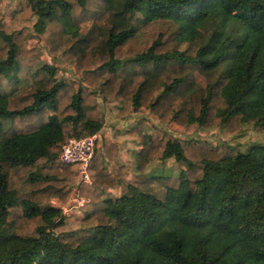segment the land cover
<instances>
[{"label":"trees","instance_id":"16d2710c","mask_svg":"<svg viewBox=\"0 0 264 264\" xmlns=\"http://www.w3.org/2000/svg\"><path fill=\"white\" fill-rule=\"evenodd\" d=\"M105 1L25 3L38 36L60 28L63 42L51 45L80 63L88 86L78 89L57 80L52 66L35 69L23 33L0 22V264H264V143L246 152L188 143L144 134L139 122L134 179L115 181L96 150L93 185L80 188L90 203L71 225L60 208L35 199L57 196L58 182L27 193L11 184L14 169L25 170L32 186L79 178L59 156L70 138L102 129L97 94L199 127L219 99L215 124L264 132V0ZM157 24L164 31L137 47ZM87 60L99 66L88 69ZM37 119L38 126L15 127ZM170 161L180 166L177 177L151 175ZM119 185L121 196L103 198ZM19 220L32 222L33 232H19Z\"/></svg>","mask_w":264,"mask_h":264},{"label":"rangeland","instance_id":"374dc122","mask_svg":"<svg viewBox=\"0 0 264 264\" xmlns=\"http://www.w3.org/2000/svg\"><path fill=\"white\" fill-rule=\"evenodd\" d=\"M26 1L27 0H0V22L6 25L7 28L5 27V30L7 32L23 33V47L25 49L26 59L33 63L32 66H35V69L38 65H49L54 67L57 70L56 79L66 82L67 85L73 89H78V87L82 85L88 86L83 73L81 72L80 63L70 55L65 56V48H60L58 52L53 51V45H51L52 41L57 39L55 41L62 40L63 42L64 40L63 38L58 37L60 28L51 25L49 32L46 35L38 36L34 29L37 18L24 14ZM98 2L102 7H106L105 0H98ZM164 29L165 27L160 24L146 28L137 40V47L148 43L147 41L153 34L158 33L160 30L164 31ZM94 61L95 60H87L86 63H84V67L87 66L88 69H96L99 64H90L94 63ZM22 76L25 78L26 83L30 84L33 82V79L31 77H26V74H23ZM121 105L124 106L121 100L108 102L102 95H96V106L103 118H106V116H109L111 113L115 115L116 120L135 118L146 127L145 130H143L144 134H154V132H159L162 135L172 136L187 141L188 143L195 140L203 141L212 147H215L216 145L218 146L220 145L219 142H222L223 145L227 144L231 147H240L242 152H246L254 143H264V132H257L251 126H245L238 131L230 132L228 128H222L218 123L215 124V121H217V118L215 117L216 111L221 107L219 99L213 101L211 120L204 127L184 126L175 121L174 118L172 119L170 116H165L163 112L155 113L151 111L147 106H143L139 111L135 112L133 110L129 111L130 106L127 104L126 107H123V112H121L120 108H118ZM60 107L62 109L63 105H60ZM40 122L41 119L29 120L25 123H18L15 127H18L17 129H19L34 125L38 126L40 125ZM212 124L215 125L210 126ZM179 167L180 166L170 161L165 166L154 167L151 171V175L166 176L167 178L177 177L179 174ZM26 179L27 172L23 169H14L10 174L11 184L18 189H21V191H26V193L41 190L46 185H53L55 182H58L56 186L60 192L57 196L47 198V194L37 193L35 199L36 201L60 209L71 206L72 201L75 199V191L79 186V178L75 181L69 182L53 180L44 185L36 184V186L24 184ZM165 181L168 182L169 180L166 179ZM83 215V208H80L79 210H75L68 214L66 217L70 220L69 223L71 225L80 221ZM12 220H14V215L10 217L9 221ZM17 226L21 233H32L34 229V224L32 222H24L22 220H19Z\"/></svg>","mask_w":264,"mask_h":264},{"label":"crops","instance_id":"0c3cea01","mask_svg":"<svg viewBox=\"0 0 264 264\" xmlns=\"http://www.w3.org/2000/svg\"><path fill=\"white\" fill-rule=\"evenodd\" d=\"M138 124L139 120L135 118L116 120L111 113L104 118V125L98 133L97 156L104 160L108 174L117 182L132 180L136 174L137 155L142 149L141 139L135 132ZM121 194L122 187L113 186L105 191L103 198H118Z\"/></svg>","mask_w":264,"mask_h":264},{"label":"built area","instance_id":"2783aa9c","mask_svg":"<svg viewBox=\"0 0 264 264\" xmlns=\"http://www.w3.org/2000/svg\"><path fill=\"white\" fill-rule=\"evenodd\" d=\"M100 136L98 133L85 138H70L62 147L59 160L66 165H75L78 167L79 186L75 191V199L71 206L62 208V214L68 216L75 210L84 208L90 203V199L80 195L81 186H92L93 181L89 168L95 157L98 148Z\"/></svg>","mask_w":264,"mask_h":264}]
</instances>
